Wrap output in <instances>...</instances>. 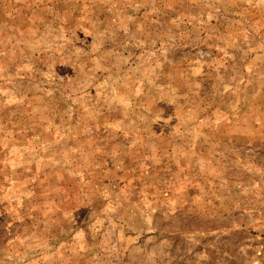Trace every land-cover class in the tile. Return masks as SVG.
<instances>
[{
    "label": "rangeland",
    "instance_id": "1",
    "mask_svg": "<svg viewBox=\"0 0 264 264\" xmlns=\"http://www.w3.org/2000/svg\"><path fill=\"white\" fill-rule=\"evenodd\" d=\"M0 264H264V0H0Z\"/></svg>",
    "mask_w": 264,
    "mask_h": 264
}]
</instances>
